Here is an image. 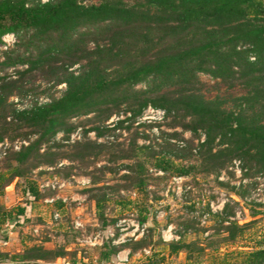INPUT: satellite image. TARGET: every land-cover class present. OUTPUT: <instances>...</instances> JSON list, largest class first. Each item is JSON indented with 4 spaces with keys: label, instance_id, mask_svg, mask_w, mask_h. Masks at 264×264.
Wrapping results in <instances>:
<instances>
[{
    "label": "trees",
    "instance_id": "obj_1",
    "mask_svg": "<svg viewBox=\"0 0 264 264\" xmlns=\"http://www.w3.org/2000/svg\"><path fill=\"white\" fill-rule=\"evenodd\" d=\"M11 33L19 37L22 49L4 51L0 71L26 67L17 69L16 79L0 75V141L18 129L37 137L9 151L5 170H0L1 193L36 162H55L56 154L41 147L59 131L73 130L69 118L90 113L108 117L122 105L131 121L153 106L174 113L194 133L204 130L198 154L201 164L212 170L221 171L239 158L264 174V0H0V43ZM76 64L81 67L71 70ZM36 69L50 72L66 89L49 103L18 109L9 99L15 88L29 91L22 86L24 78ZM200 73L224 84L240 80L245 92L228 108L221 98L209 99L201 92ZM142 82L147 88H136ZM164 87L173 89L159 92ZM95 129L102 135L100 127ZM153 156L161 170L189 172L166 155ZM23 192L27 204L1 207L0 221L8 217L12 226L21 227L29 221L42 191L27 180ZM232 227L234 239L241 229L237 223ZM184 246L182 240L170 243L172 252ZM112 252L116 248L101 258L108 260ZM2 255L7 260L8 252ZM59 257L64 252L33 244L13 259L44 264ZM244 264H264V249L248 254Z\"/></svg>",
    "mask_w": 264,
    "mask_h": 264
},
{
    "label": "rangeland",
    "instance_id": "obj_2",
    "mask_svg": "<svg viewBox=\"0 0 264 264\" xmlns=\"http://www.w3.org/2000/svg\"><path fill=\"white\" fill-rule=\"evenodd\" d=\"M93 38L102 39L99 35ZM19 41L13 33L2 40L0 57L4 51H21ZM95 44L91 41L89 47L94 49ZM80 65L70 69L77 71ZM25 67L11 66L0 75L16 79L17 69ZM199 76L204 83L201 92L209 99L221 98L228 108L245 92L240 80L230 85L207 73ZM22 86L29 91L21 93L15 88L9 99L18 109L49 103L66 89L50 72L37 69L24 78ZM136 88H147V83ZM167 89L173 87L159 92ZM148 108L134 121L128 119L131 113L126 105L108 117L106 113L73 116L68 120L73 127L69 134L61 130L42 145V152L49 149L56 154L55 162H36L24 177L6 185L0 192V208L25 206L27 180L40 189L54 175L67 182L60 195L68 202L46 203L55 192L44 188L24 226H12L13 219L1 217L0 229L13 234L0 247V264H23L13 256L33 244L64 252V257L44 264H244L248 254L264 249V174L239 158L221 171L202 165L198 152L205 140L204 130L194 133L184 128L174 113L145 120ZM96 127L102 129V135ZM36 137L27 129L10 130L0 141V170H5L9 151L19 150ZM154 152L189 172L179 175L175 169H159ZM56 210L61 212L59 220L54 219ZM144 216L147 219L141 222ZM76 220L82 223L80 227H75ZM233 223L241 230L231 239ZM178 240L185 246L172 252L170 243ZM112 248L116 252L108 260L102 259L101 254ZM7 252L4 261L2 254Z\"/></svg>",
    "mask_w": 264,
    "mask_h": 264
},
{
    "label": "built area",
    "instance_id": "obj_3",
    "mask_svg": "<svg viewBox=\"0 0 264 264\" xmlns=\"http://www.w3.org/2000/svg\"><path fill=\"white\" fill-rule=\"evenodd\" d=\"M10 36V34L6 35L3 37V40L6 41V37ZM147 113L143 118L146 120H149L151 118H157V119H163L166 116V110L165 109H154L151 106H149ZM157 116V117H156ZM16 149H19L16 146ZM234 163L236 164V166H240V161L235 160ZM67 182L65 180H61L60 177H58L57 175H54L52 179H50L49 181H47L46 183H41L40 184V190L43 191L44 188H48L52 191L55 192V195L50 197V198H46L45 202L46 203H56V201H60L62 202L63 205H66L68 202V198L61 196L60 195V190L64 189L67 186ZM61 217V212L56 210L54 212V219L55 220H59ZM75 227H80V225L82 223H80V221L76 220L75 221Z\"/></svg>",
    "mask_w": 264,
    "mask_h": 264
},
{
    "label": "crops",
    "instance_id": "obj_4",
    "mask_svg": "<svg viewBox=\"0 0 264 264\" xmlns=\"http://www.w3.org/2000/svg\"><path fill=\"white\" fill-rule=\"evenodd\" d=\"M7 204V203H6ZM21 205V204H20ZM7 206H8V204H7ZM4 230V229H3ZM3 230H2V233H3ZM9 233H11V234H13V232L12 231H10ZM8 233V234H9ZM4 234V233H3ZM4 238V237H3ZM7 238V237H6ZM6 238H4V240L3 239H0V247L1 246H3L4 244H7L8 243V241L6 240Z\"/></svg>",
    "mask_w": 264,
    "mask_h": 264
},
{
    "label": "water",
    "instance_id": "obj_5",
    "mask_svg": "<svg viewBox=\"0 0 264 264\" xmlns=\"http://www.w3.org/2000/svg\"><path fill=\"white\" fill-rule=\"evenodd\" d=\"M8 232V229H4L3 230V233L5 234V233H7Z\"/></svg>",
    "mask_w": 264,
    "mask_h": 264
}]
</instances>
